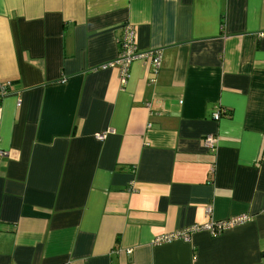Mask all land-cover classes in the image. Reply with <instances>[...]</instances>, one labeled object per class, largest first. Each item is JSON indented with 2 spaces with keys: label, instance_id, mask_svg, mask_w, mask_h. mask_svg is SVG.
Instances as JSON below:
<instances>
[{
  "label": "crops",
  "instance_id": "1",
  "mask_svg": "<svg viewBox=\"0 0 264 264\" xmlns=\"http://www.w3.org/2000/svg\"><path fill=\"white\" fill-rule=\"evenodd\" d=\"M0 83V264H264V0H0Z\"/></svg>",
  "mask_w": 264,
  "mask_h": 264
},
{
  "label": "built area",
  "instance_id": "2",
  "mask_svg": "<svg viewBox=\"0 0 264 264\" xmlns=\"http://www.w3.org/2000/svg\"><path fill=\"white\" fill-rule=\"evenodd\" d=\"M119 55L116 60L104 64L101 69H118L120 74V81L123 85L127 83L130 76V68L133 62L142 60L147 66L148 70L151 71L155 76L158 75L161 65L162 56L160 50H147L139 51L136 47V32L132 25L126 24L122 28L121 36L118 40ZM152 79L151 82H155ZM9 83H0V114H1V102L3 98L9 93ZM227 116V112L224 109L216 108L213 113V119L219 121L221 118ZM1 119V116H0ZM106 133L103 135H97L96 138L99 140L104 139ZM204 147L210 153H214L218 147V139L215 136H207L204 140ZM1 155L3 153H0ZM207 213H211V208L207 209ZM251 217L247 215L237 216L224 221L208 220L203 224H196L187 228L184 231L175 232L174 234L164 235L156 238L154 244H162L172 242L173 240L182 239L189 240L192 233L205 231L210 233L211 236L216 237L223 234L225 231L234 228L236 226L243 225L249 222Z\"/></svg>",
  "mask_w": 264,
  "mask_h": 264
},
{
  "label": "trees",
  "instance_id": "3",
  "mask_svg": "<svg viewBox=\"0 0 264 264\" xmlns=\"http://www.w3.org/2000/svg\"><path fill=\"white\" fill-rule=\"evenodd\" d=\"M227 112V111H226ZM227 113H230V112H227Z\"/></svg>",
  "mask_w": 264,
  "mask_h": 264
}]
</instances>
